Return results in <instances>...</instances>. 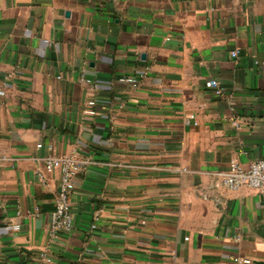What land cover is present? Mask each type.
<instances>
[{
	"label": "crops",
	"instance_id": "0c3cea01",
	"mask_svg": "<svg viewBox=\"0 0 264 264\" xmlns=\"http://www.w3.org/2000/svg\"><path fill=\"white\" fill-rule=\"evenodd\" d=\"M0 87V264H264L262 193L218 175L264 157V0H0Z\"/></svg>",
	"mask_w": 264,
	"mask_h": 264
},
{
	"label": "built area",
	"instance_id": "2783aa9c",
	"mask_svg": "<svg viewBox=\"0 0 264 264\" xmlns=\"http://www.w3.org/2000/svg\"><path fill=\"white\" fill-rule=\"evenodd\" d=\"M238 50L231 52L232 56H236ZM85 82L91 84L92 82L85 78ZM117 82L125 83L133 88L138 87L139 80L133 75H119L116 78ZM205 87L213 91L216 95H222L223 89L216 79H208L205 82ZM5 91L0 87V96H3ZM87 114H95V101L89 100L87 102ZM193 119L194 116H188ZM234 124H238L234 120ZM38 147L41 144L37 145ZM5 156H0V161L6 160ZM43 170L45 172H52L58 170L59 172V186L54 199V207L49 216V235L54 237L59 232H69L73 227V216L71 213L70 197L75 187V178L81 173L89 161L79 158L77 153L64 155H48L41 158ZM178 171H186V169H177ZM221 178L222 184L231 191H236L242 188L256 189L262 193V204L264 214V157L253 160L248 166H242L236 161H231L228 170L218 174ZM36 176L44 181L43 171L37 170ZM101 209H98V212ZM94 228V225H91ZM19 225H13V229H18ZM187 240V238H186ZM39 260L35 264H51L53 258L47 254L46 250H40L38 254ZM233 264H251L249 258L235 255L232 257Z\"/></svg>",
	"mask_w": 264,
	"mask_h": 264
},
{
	"label": "water",
	"instance_id": "95a60500",
	"mask_svg": "<svg viewBox=\"0 0 264 264\" xmlns=\"http://www.w3.org/2000/svg\"><path fill=\"white\" fill-rule=\"evenodd\" d=\"M67 14H68V13H67ZM141 58H142V59H145V54H144V53L141 54ZM255 263L260 264L261 262L257 261V262H255Z\"/></svg>",
	"mask_w": 264,
	"mask_h": 264
}]
</instances>
